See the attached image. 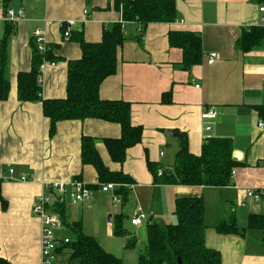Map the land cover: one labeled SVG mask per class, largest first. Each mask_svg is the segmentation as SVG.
Returning <instances> with one entry per match:
<instances>
[{"label": "crops", "instance_id": "crops-1", "mask_svg": "<svg viewBox=\"0 0 264 264\" xmlns=\"http://www.w3.org/2000/svg\"><path fill=\"white\" fill-rule=\"evenodd\" d=\"M260 6L264 4L257 0H175L172 22H151L140 32L137 20H122L124 41L116 49V70L101 82L98 93L102 99L130 102L131 123L142 127V135L139 143L126 149L124 161L117 163L102 138L119 137V124L96 118L61 120L49 135L41 100L17 99L16 76L31 67V38L38 29L55 57V64L47 63L42 70L41 99L64 97L68 61L78 59L81 49L75 36L63 39L61 22L74 20L72 33L82 32L85 41L98 42L103 29L121 21L120 11L112 0H11L8 7L22 8L25 18L10 25V86L7 99L0 101V178L9 166L16 177L1 182L5 205L0 203V258L10 264H40L41 222L31 213L35 197L46 181L70 182L79 177L89 186L87 200L74 202L67 185L66 192L53 195L48 205L60 218L54 230L60 247L56 264L68 261L67 250L61 246L64 238H72L74 223L125 263H135L138 255L128 249L144 238L147 223H174V204L180 197H202L205 245L220 253L221 264H264L260 229L248 228L240 235L214 228L223 221L243 227L250 213L264 215V130L257 128V121H264V39L248 51L237 46L245 29L264 25ZM3 11L0 0V38L7 25ZM170 31L200 35L201 57L189 69L181 64L182 50L169 45ZM210 52L217 57L208 64ZM167 91L170 95L164 97ZM209 107L216 114L206 131L202 113ZM179 133L186 135L188 149L195 155L207 138L227 137L243 165L234 168L235 176L223 186L155 183L146 161L156 163L158 170L170 169ZM83 135L96 139V150L110 171H121L132 180L115 183V192L126 188L122 201L113 203L111 192L94 187L96 170L81 161ZM23 174L29 180H20ZM249 188L260 197L250 199ZM138 206L146 219L134 226L130 218ZM104 214H109L108 221ZM119 216L125 233L116 235ZM129 237L136 238L132 247L125 245Z\"/></svg>", "mask_w": 264, "mask_h": 264}, {"label": "trees", "instance_id": "trees-1", "mask_svg": "<svg viewBox=\"0 0 264 264\" xmlns=\"http://www.w3.org/2000/svg\"><path fill=\"white\" fill-rule=\"evenodd\" d=\"M3 13L11 0H1ZM264 4V0H257ZM113 7L120 11L121 21L112 24L101 32L98 42H87L82 32H71L78 39L81 55L76 60L68 61L65 96L54 99H41V85L38 83L39 66L43 59L54 61L52 48L40 54L31 38V67L27 71H19L16 76V96L19 101L41 100L42 112L49 120V135L54 134L56 123L61 120L86 118L102 119L117 123L120 126L119 137H105L102 142L113 162L122 163L125 152L141 140L142 127L131 123V104L121 99H102L99 96L101 82L116 70V49L124 41L122 20H137L142 29L151 22H172L176 19L175 0H112ZM0 38V101L5 100L9 93L8 67V38L11 26L8 22ZM63 36V32H62ZM64 40H67L63 36ZM264 39V25L250 26L245 29L237 40V46L242 51H248ZM170 46L182 50L183 68L189 69L199 62L201 57L200 35L189 31H170L168 34ZM170 95L165 92L164 97ZM95 138L82 136L80 140L81 161L92 165L97 173L99 183L114 182L128 183L132 180L121 171H110L102 162L96 147ZM148 170L152 173L153 181L158 184L223 186L231 181V171L236 166L243 165L233 157L232 142L227 137H209L201 146L198 155L188 149L185 134L179 133V147L171 168L160 169L156 163L147 159ZM79 180L80 178H76ZM81 181V180H80ZM0 203L5 200L1 196ZM83 182V181H82ZM89 187V186H88ZM120 201L126 197V188L120 187L115 192ZM205 204L202 197H180L175 200L173 213L174 223H159L156 221L146 224V245L144 251L138 253L137 261L132 264H221L220 253L206 247L204 230ZM121 216L114 227V234L121 235ZM73 235L67 242H62L67 250L66 264H129L107 251L92 235L85 234L80 223L71 226ZM220 233H237L243 235L248 228H257L262 232L261 243L264 247V215L250 213L246 225L241 227L235 221L220 222L214 226ZM136 243L135 237L126 239V247ZM59 246V245H58ZM56 248L58 253L59 248ZM0 264H10L0 258Z\"/></svg>", "mask_w": 264, "mask_h": 264}, {"label": "built area", "instance_id": "built-area-1", "mask_svg": "<svg viewBox=\"0 0 264 264\" xmlns=\"http://www.w3.org/2000/svg\"><path fill=\"white\" fill-rule=\"evenodd\" d=\"M259 10L261 12L264 11V6H260ZM83 13L86 15L87 10H83ZM25 18V14L22 8L13 9L8 7L4 12V20L8 22L10 25L16 24L19 20ZM74 24V20L67 19L61 22V28L63 32V36L65 38L70 37L72 32V27ZM139 31L142 32V27H139ZM32 40L35 45V48L40 54H43L47 49L48 46L45 43V37L42 31L34 30L32 33ZM217 57L216 52H210L207 63L211 64L215 58ZM49 63L54 65V61H49L43 59L39 69L40 74L38 76V83L42 84L41 73L44 69L45 65ZM198 87V85H196ZM215 110L213 107L207 108L202 113V118L204 121L203 128L206 131L211 129V122L215 117ZM257 128L259 130H264V121L258 120L257 121ZM160 154H163L161 151ZM160 174L161 171L158 170ZM235 176V170L231 171V177ZM6 180H15V171L12 166L7 168L6 175L3 176ZM2 178V179H3ZM20 180H29V176L23 174L19 177ZM67 185L70 186V193L71 197L74 202H81L87 200L90 196V189L89 187L82 181L73 179L70 182H63V181H46L43 183L42 191L36 195L35 200L31 207V213L38 217L41 222V229H40V264H56V257L57 251L56 248L58 246V241L55 237L54 230L59 227L60 225V218L57 213L51 212L48 210V205L52 200L53 195H62L66 192ZM115 184L114 182H105L99 183V189L103 192H111L112 193V202L118 203L120 201L119 196L115 194ZM246 195L250 199H258L260 197L259 192L255 189L249 188L246 190ZM146 219L145 213L140 209L138 206L134 215L130 218V222L134 226L141 225ZM68 238H64L63 242H67Z\"/></svg>", "mask_w": 264, "mask_h": 264}, {"label": "rangeland", "instance_id": "rangeland-1", "mask_svg": "<svg viewBox=\"0 0 264 264\" xmlns=\"http://www.w3.org/2000/svg\"><path fill=\"white\" fill-rule=\"evenodd\" d=\"M162 152H163V151H162ZM108 216H109V214H104V215H103L104 219L107 220V221H108ZM113 223H114V221L112 222V224H113ZM142 228H145V226L142 225ZM117 238H118V240H121L119 237H117ZM146 241H147V238H146V230H145L144 238L141 239V240H137V243H136V245L134 246L135 248H133V249H128V250H134V252L137 253V255H138V253H140L141 251H144V249H145V245H146ZM136 261H137V260H136Z\"/></svg>", "mask_w": 264, "mask_h": 264}, {"label": "water", "instance_id": "water-1", "mask_svg": "<svg viewBox=\"0 0 264 264\" xmlns=\"http://www.w3.org/2000/svg\"><path fill=\"white\" fill-rule=\"evenodd\" d=\"M264 41V40H263ZM169 133H171V132H169ZM172 134V133H171ZM174 135H176V134H174ZM233 157L234 158H239V153H237V152H233ZM177 260H178V264H182V262H181V260H180V258L178 257L177 258Z\"/></svg>", "mask_w": 264, "mask_h": 264}]
</instances>
